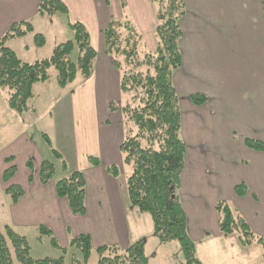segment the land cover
<instances>
[{"label":"crops","instance_id":"obj_1","mask_svg":"<svg viewBox=\"0 0 264 264\" xmlns=\"http://www.w3.org/2000/svg\"><path fill=\"white\" fill-rule=\"evenodd\" d=\"M64 1L69 10L67 16L39 14V0H0V37L19 22H31L35 32L43 35L54 28L64 29L67 35L71 30L69 21H79L90 31L97 50L89 78L78 75L72 84L62 87L53 73L50 80L35 85V95L25 113L28 116L31 111H42L45 117L54 110L59 112L57 146L68 171L52 150L44 154L37 142H46L41 137L45 132L30 134L32 121L25 122L14 112L0 89L1 189L6 192L8 184L3 181V174L14 165L16 173L9 184L24 190L18 201L11 197L13 220L0 229L9 225L24 236L16 225L38 227L41 233L42 228H47L54 236L55 231H61L65 243L69 233L71 238L85 233L91 236L93 249L101 245L124 248L144 239L149 256L151 244L159 251L171 243L162 244L154 236L151 217L131 204L127 187L123 195L119 181L122 174L114 177L107 172L111 165L120 167L124 161L120 151L125 137L123 117L118 111L111 115L105 109L98 111L97 101L103 98L107 108L120 90L119 74L112 59L104 54L102 30L111 18L131 20L143 36L144 49L154 51L157 6L153 0ZM185 3L187 13L181 19L182 65L174 73L180 97L182 137L187 145L180 197L197 255L208 264L205 257L213 250L212 246L227 236L219 232L218 202H230L252 230L264 236V151L252 150L245 142L247 138L264 141V0H185ZM34 33L8 42L21 59L29 62L35 60L25 57L28 52L47 46V40L43 46H37ZM39 54L35 59L45 58L48 53ZM105 77L113 79V86L105 84ZM197 93L207 97L206 103L192 100ZM42 97L46 100L44 104L39 102ZM219 147L232 151L219 153L215 151ZM89 157H96L99 164H92ZM47 159L53 160L55 166L59 161L62 168L58 171L56 167L58 176L55 178V174L43 184L39 173ZM28 162L34 165L32 178ZM74 170L84 172L86 177L85 215L73 213L67 199L56 191V182ZM239 243L237 237L236 246Z\"/></svg>","mask_w":264,"mask_h":264},{"label":"trees","instance_id":"obj_2","mask_svg":"<svg viewBox=\"0 0 264 264\" xmlns=\"http://www.w3.org/2000/svg\"><path fill=\"white\" fill-rule=\"evenodd\" d=\"M157 6V24L154 51L144 49L143 36L137 26L128 19L111 18L102 30L104 54L112 59L119 74L120 91L131 94V101L123 105L111 101V110L123 113V124L132 121L134 130H127L120 150L124 162L131 167L126 184L131 204L150 215L154 225V236L162 244L178 242L181 247V264H204L197 255L196 244L188 232L187 214L180 197L181 176L184 170L187 145L182 137V113L180 97L174 84V73L182 65L180 40L183 36L181 19L187 13L185 0H153ZM41 15H65L69 13L64 0H39ZM73 38L58 43L50 56L29 62L21 59L8 45L9 40L34 33L31 22L14 23L0 37V89L4 92L8 106L19 116L30 109L37 83L52 78L62 87L72 84L78 75L89 78L94 71L97 50L86 25L79 21H69ZM37 46H43L46 38L34 33ZM202 94H194L197 103L206 101ZM126 120V121H125ZM128 127V125H127ZM42 137L52 148L67 170V162L61 152L54 148L46 133ZM248 148L264 151V141L247 138ZM98 165L96 157H89ZM33 176L34 165L28 162ZM53 163L45 160L40 168V181L50 182L55 175ZM68 171V170H67ZM107 172L118 177L121 169L111 165ZM16 173L11 165L3 174L8 184L6 193L13 201L24 195V190L16 184H9ZM58 196L67 199L73 213H87V182L84 172L74 170L56 182ZM241 186H238V193ZM220 215L218 228L223 235L239 234L244 247L260 243L264 256V236L257 235L246 219L232 206L218 202ZM42 233L51 237L52 244L68 252L50 229L42 228ZM70 245L80 254H73L71 264H88L93 243L89 234L74 236ZM98 264H150L146 242L139 239L127 247L101 245L97 247ZM0 264H65V255L58 258L35 259L31 256V246L26 236L17 233L7 225L0 229Z\"/></svg>","mask_w":264,"mask_h":264},{"label":"rangeland","instance_id":"obj_3","mask_svg":"<svg viewBox=\"0 0 264 264\" xmlns=\"http://www.w3.org/2000/svg\"><path fill=\"white\" fill-rule=\"evenodd\" d=\"M64 19L67 23L66 18H64ZM59 28H61V27H59ZM69 31H70V33L69 34L67 33V35H65L64 29H61V31H60V29L57 30L56 28H54L53 30H46V33L44 36L47 40V46L43 50H35V52H33V50H31L30 52H28V54L25 55V57L37 60L35 58H39L38 56H40V54H39L40 51L48 53L46 55V57L49 56L52 53L54 47L58 43L66 41L73 36V34H74L73 31L70 29H69ZM51 73L53 74L54 70H52ZM105 84H107L108 86H113V84H114L113 79H111L110 77H105ZM45 92H46V90H44L43 93L45 94ZM52 92H53V90L50 91V93H52ZM197 94H199V93H197ZM103 95H104V93H103ZM113 98H114L115 102L123 105V104L131 101V94L128 92H124V91L122 92V91L118 90V93L116 95H114ZM39 102H40V104H44V103H46V100H44L42 97ZM97 105H98V111H102V109L103 110L105 109V111H110V115L113 113V111H116V110H111L109 107L106 108L103 98H98ZM41 112L42 111H31L28 116H25L26 114H24L22 116L25 122H29V120L32 121V128H30L29 133L31 134L35 131H43L45 133H48L49 138L53 142L54 148L60 151V149L57 145H58V141H59L58 127H59V123L61 121V115L59 114L58 111L54 110V113L56 112L57 116L54 113H52L50 115L43 117ZM118 112H120V111H118ZM121 115L124 118L123 113H121ZM126 124L128 125V127H127V125L123 124L124 125V134H126L128 129L130 131L131 129L134 130V128H135L134 123L132 121H128V119L126 121ZM41 137L39 136V138H41ZM37 145L42 147V151L44 152V154L46 153L47 150L50 152L52 150L51 147H47V142L43 141V144H40L39 142H37ZM215 151H217L219 153H222L223 151L230 152V151H232V148L219 147V148H215ZM51 153H53L54 157H56L55 156L56 154L53 152V150ZM121 155L124 158L125 154L122 153ZM49 158H53V157L49 156ZM47 160L54 164L53 160H51V159H47ZM60 162L58 161L56 163V166L54 164L55 168L57 167L58 171L60 170V168H62L60 165ZM119 168L121 169V174H122L119 176V181L121 184V191H122L123 195H125V190L127 187L126 178L131 173V167L128 166L123 161ZM55 174H56V171H55ZM57 176H58V173L56 174L55 178ZM9 201H11V196L8 195L6 192L4 193L2 191L1 180H0V228H3L5 223H11L13 220V213L11 211V207H9V205H10ZM221 202H225V201H221ZM226 203H228L230 206H232V204L230 202L226 201ZM216 205H218V204H216ZM147 215H149V214H147ZM149 216H145V217H147V219H149V221H150V218H148ZM16 226H17L18 232H20L22 234H26V236L30 242V246H31V256L35 259L45 258V257L58 258L61 255H65V264H71V257L73 256V254H77V253L80 254V252L75 247H72L70 245V241L72 239L71 233H69V235L67 237L68 243H65V241H64L65 235H63V233L61 231L60 232L55 231L56 232L55 236L58 239L59 243L61 245H63L65 243L66 244L65 246L68 245V252L64 253L61 249L55 247L51 242V237L48 236L47 234L41 233L38 227H30V226H25V225H16ZM150 228L152 231V229H153V223L152 222H151ZM146 231H149V230L146 229ZM237 237L239 238L238 233H234V234L224 236L225 239L223 238L222 240H220L218 242L217 245L212 246V247H214L213 250L209 252L208 257H205L207 260L206 262L208 264H232V262H234L235 264H264V262L262 260V248L260 246L261 244L258 243V244H260V245H258L256 243L253 246L248 247V248H243L240 245V243L238 244V246H236L235 242H236ZM61 242H63V244ZM170 243L171 244H167L166 246H164L163 249H160L159 251H157L153 248L154 244H151L152 247L150 246V253H149L150 264H181L183 262V255H182L180 244L178 242H170ZM204 254L206 255V251ZM88 264H98V252H97L96 248L93 249V252H92V255H91V258H90Z\"/></svg>","mask_w":264,"mask_h":264}]
</instances>
